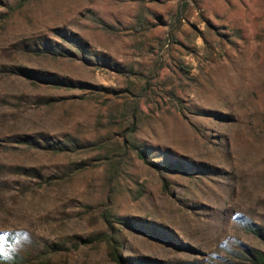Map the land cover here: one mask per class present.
<instances>
[{
	"label": "rangeland",
	"instance_id": "obj_1",
	"mask_svg": "<svg viewBox=\"0 0 264 264\" xmlns=\"http://www.w3.org/2000/svg\"><path fill=\"white\" fill-rule=\"evenodd\" d=\"M108 212L134 226L113 224L120 262L83 243ZM251 226L264 0H0V264H254Z\"/></svg>",
	"mask_w": 264,
	"mask_h": 264
},
{
	"label": "trees",
	"instance_id": "obj_2",
	"mask_svg": "<svg viewBox=\"0 0 264 264\" xmlns=\"http://www.w3.org/2000/svg\"><path fill=\"white\" fill-rule=\"evenodd\" d=\"M115 71H118L122 74H127L128 72L116 68ZM18 74L33 83L43 82V83H53V84H59L61 81L56 78L53 75L45 74V73H39L37 71L28 70L25 68H20L18 70ZM22 143L26 145H34L35 141L31 138H26L25 140H21ZM77 148V144L74 140L69 141L68 143H54V144H48L47 150L53 151V152H65V151H74ZM139 157L143 159L146 163H151L149 159L147 158V155L143 152H139ZM168 169L171 171H175L178 173H188V169L185 167V165L182 162H174L171 164H168ZM165 190L169 188L167 181H165L164 184ZM105 221L109 226V233H102L95 235L93 237H90L83 241L85 244H92V243H106L110 250V257L111 259L120 262L123 260L122 254H121V245L119 240V234L115 230L114 223H118L121 227H127V228H133L134 226L131 224L130 220L127 219H120L112 215V213L108 212L104 214ZM250 231L264 243V228L259 226H251ZM162 235V233H161ZM247 254L250 257V260L254 264H264V251L261 250H248Z\"/></svg>",
	"mask_w": 264,
	"mask_h": 264
},
{
	"label": "clouds",
	"instance_id": "obj_3",
	"mask_svg": "<svg viewBox=\"0 0 264 264\" xmlns=\"http://www.w3.org/2000/svg\"><path fill=\"white\" fill-rule=\"evenodd\" d=\"M242 226L244 227L245 225H242ZM239 243H240L239 239L232 237V238H230V246H223L222 249H223L224 253L230 252L231 251V247L232 246H236ZM213 258H214V261H220V262H224L225 261V256L220 255V254H215L213 256Z\"/></svg>",
	"mask_w": 264,
	"mask_h": 264
}]
</instances>
